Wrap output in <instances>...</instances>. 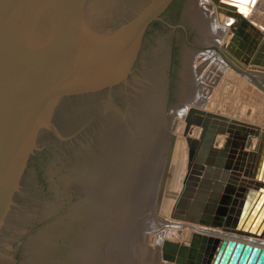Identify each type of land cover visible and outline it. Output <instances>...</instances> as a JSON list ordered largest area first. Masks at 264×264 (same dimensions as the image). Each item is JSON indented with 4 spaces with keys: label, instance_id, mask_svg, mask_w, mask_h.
<instances>
[{
    "label": "water",
    "instance_id": "obj_1",
    "mask_svg": "<svg viewBox=\"0 0 264 264\" xmlns=\"http://www.w3.org/2000/svg\"><path fill=\"white\" fill-rule=\"evenodd\" d=\"M171 1L160 0L144 13L139 30ZM54 3L0 0V264H163L147 238L167 222L161 218L181 187L183 141L170 131L40 107L57 91L90 88L75 87L76 78L63 67L66 59L60 58L67 51L60 36L65 31L51 24ZM249 4L252 24L264 26V0ZM223 24L232 36L225 49L246 64L261 66V31L236 11L228 12ZM226 121L199 108L189 110L185 134L192 126L203 128L199 139L187 138L190 160L197 145L214 142L218 134H230L229 142L240 141L242 149L256 134ZM217 153L222 159L224 150ZM256 155L260 183L233 187L224 209L213 206L203 216L182 219L264 239V134L250 158ZM201 238H193L192 252H198L194 247ZM236 239L210 238L206 256H188L187 248L182 254L167 242L163 259L264 264V249Z\"/></svg>",
    "mask_w": 264,
    "mask_h": 264
},
{
    "label": "rangeland",
    "instance_id": "obj_2",
    "mask_svg": "<svg viewBox=\"0 0 264 264\" xmlns=\"http://www.w3.org/2000/svg\"><path fill=\"white\" fill-rule=\"evenodd\" d=\"M54 1L51 24L56 30L65 31L60 36V43L67 51L60 58L66 59L63 67L76 78L75 87L88 85L90 88L57 91L46 96L40 107L172 132L184 143L179 163L181 187L176 195L181 193V198L187 187L183 181L190 162L184 135L190 107L221 113L233 123L257 129L259 135L249 137L247 150H259L264 132V60L261 66L251 68L255 72L248 74L243 69L246 65L224 49L230 29L218 21L220 11L215 2L172 0L158 18L140 31L137 23L160 0ZM135 49L137 53L128 67V59ZM254 58L255 55L250 59ZM98 83L103 85L95 87ZM178 106L180 109L175 110ZM189 169L192 179L188 186L192 195L204 174ZM196 175L198 181L193 179ZM189 198L194 200L195 196ZM172 210L168 213L172 223L163 225V230L174 229V239L165 236L160 239L157 234L155 242L150 244L147 238L149 246L155 245L160 250L164 264H173L163 259L165 239L190 244L195 233L229 234L240 241L244 238L223 230L187 226L190 224L176 219V209ZM179 222L184 225L180 226ZM178 228L184 230L186 238L176 239Z\"/></svg>",
    "mask_w": 264,
    "mask_h": 264
},
{
    "label": "bare ground",
    "instance_id": "obj_3",
    "mask_svg": "<svg viewBox=\"0 0 264 264\" xmlns=\"http://www.w3.org/2000/svg\"><path fill=\"white\" fill-rule=\"evenodd\" d=\"M211 1L215 2L216 0H211ZM217 1H218L217 11H220L218 13L219 15L217 14L218 15V17H217L218 21H221L223 23L228 12L236 11V12H239L242 15V17L246 18L250 24H252V22H254L253 18L251 17L252 12H251V8H250V4H249V2H251L252 0H217ZM208 2H209V0H208ZM188 13H190V12H188ZM190 17L192 18V16H190ZM196 24H198V23H196ZM198 26H200V25H198ZM253 26H255V28L258 29L259 31L261 30V33L264 36V26H262L261 22L257 23V25H253ZM193 27H195V26H193ZM229 29H230V27H229ZM215 31H217V29ZM231 39H232V36L229 33V41L223 45L224 49H225V46H227L230 43ZM201 40L203 41V39H201ZM261 49H260V51H262ZM226 50H227V48H226ZM242 62L246 66L250 65V64H246L245 61H242ZM184 63H185V61H184ZM252 66H256V65H252ZM185 68H187V67H185ZM186 76H187V74H186ZM185 79L188 80V78H185ZM190 84H191V82H190ZM186 86H187L186 90L190 91V88H188V85H186ZM189 94H191V93H189ZM202 97H204V96H202ZM202 97H201V99H202ZM178 107H176L175 110L180 109V107L179 108ZM191 108H193V107H190L189 110ZM195 108H197V107H195ZM201 110H203V109H201ZM203 111L226 117V119H227L226 122L228 124L230 123V124L239 125V124L233 123L227 116H225L221 113H215V112L206 111V110H203ZM186 117H187V115H186ZM186 117H185V120H186ZM236 122H238V121H236ZM183 125L184 124H182V126ZM240 126H244V125H240ZM245 127H247V126H245ZM248 128H250V127H248ZM252 129H255V128H252ZM255 130H256L255 135L258 136L259 131L257 129H255ZM182 131H183V129L181 130V133H182ZM185 131H186V129H185ZM202 131H203V128L201 126H192L189 134L188 135L184 134V135L187 138L190 137L192 139H199L201 134H202ZM263 134H264V132H263ZM263 134H262V136H263ZM191 135H193L195 137L193 138V136H191ZM225 135H228V136L226 137ZM236 135L238 136V134H236ZM225 137H226V140L224 142ZM249 137H248V139H249ZM229 140H230V134L222 133V134H218L216 136L215 141L212 143L207 141L204 143V145H199V146L197 145V147L195 149L196 157L193 158V160H190V147H189V161H190L189 163L190 164L188 163V165H187V169L189 171L186 174V177L183 181V183H187V187L185 188V190L182 193V195H184V198H181V193H180V195L178 194V196L174 200L172 207H171V209L173 208V210L176 209L175 210V212H176L175 218L181 219L186 224H190L187 226H191V227H194L196 229L202 228V229H206L207 231L221 232L223 230L222 228H218L219 229L218 230L216 227L211 228L210 226H207V225L203 226V224L201 225L200 223H195V222L184 220V219H182V217L187 216V215L192 216V217H194L195 215L203 216L206 213V210L209 211L210 207H213V206H218V207L221 206L224 209L227 206L228 197L230 196V193L232 192L233 187H236L237 185L241 184L242 182L249 184V185L260 183L259 179L257 178L258 170L260 169V155H256V156H253L252 158H250V153L257 152V150H254V149L247 150V144H246L245 148L242 149L239 146L240 141H239V143H238L239 145H238L236 142L230 143ZM247 142H248V140H247ZM182 150H183V148H182ZM218 150L219 151L224 150V156L222 159L220 158V153L219 154L217 153ZM249 158L251 159V161L248 160ZM190 167L192 168L191 172L193 171V173H194L196 171L198 174L199 173L204 174V178L202 180H200L201 183L199 184V187L195 188L194 193L192 195H190L191 194L190 193L191 187L188 186L191 184L190 179H192V175H189V172H190L189 168ZM180 170L182 171V168H180ZM193 179L195 181H198L197 175ZM190 196H193V198L195 196V199L190 200V198H189ZM176 206H177V208H176ZM169 212H171V211H169ZM170 218L171 217L168 214L166 216H164L163 218H161V221H164V220L167 221L163 225H166V224L171 225L172 222H171ZM183 222H179V225L183 226L184 225ZM163 225L160 229L151 231L149 233L148 240H149L150 244L151 243L153 244L155 242V238H156L157 234H160L158 236V238H160V239H164V236L166 238L168 237L169 239L170 238L172 239L174 237V235H175L174 229H167L166 230V228H165V230H163ZM160 230H163V231H160ZM177 231L178 232L176 235V239L179 240L182 237L186 238V236H185L186 234L184 233V230H179V228H178ZM155 232H157V233H155ZM195 236H201L202 237L201 241H200L201 243L198 246L195 245V247H194V249L196 251H198L197 253L192 252V249H191L192 248L191 243L193 242L192 240H194L193 238H195ZM227 236H229V234L203 235L200 233H195L192 237L190 244L183 243V242H174V241H170V240L165 239V242H164L163 247H162V253H163V255L165 254V252H164L165 244L167 242H170V243H172V246L176 245L178 247V251H180L182 254L185 253V248H187L186 251H187L188 256H194V255L206 256V254L203 253V250L206 248V246H208L210 238L215 239V238H222V237H227ZM240 236H242V238L243 237L244 238L242 241L237 240L238 242H244L245 244H250L253 247H260L261 249H264V241H263L264 239L263 238L253 237V236H244V235H240ZM252 238H256V239H260V240L262 239V241L259 240L260 242L258 243V241L255 240L256 241L255 242ZM246 241H249V242H246ZM185 244L188 245V247H183V245H185ZM168 249H169L168 252L172 253L173 249L171 248V245L168 246ZM159 252H160V250H159ZM175 256H178V254H176ZM163 264H164V262H163ZM173 264H178V263L173 262Z\"/></svg>",
    "mask_w": 264,
    "mask_h": 264
},
{
    "label": "crops",
    "instance_id": "obj_4",
    "mask_svg": "<svg viewBox=\"0 0 264 264\" xmlns=\"http://www.w3.org/2000/svg\"><path fill=\"white\" fill-rule=\"evenodd\" d=\"M261 31V30H260ZM240 62L239 63H241L242 61L241 60H239ZM243 63V62H242ZM244 64V63H243ZM245 65V64H244ZM259 67V66H258ZM251 68H256V66H252L251 64L250 65H248V66H244V72L245 73H248V74H251V73H253V72H255L256 70H253V69H251ZM245 69H247V70H245ZM251 141H255V139H251ZM254 143V142H253Z\"/></svg>",
    "mask_w": 264,
    "mask_h": 264
}]
</instances>
